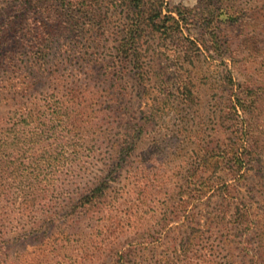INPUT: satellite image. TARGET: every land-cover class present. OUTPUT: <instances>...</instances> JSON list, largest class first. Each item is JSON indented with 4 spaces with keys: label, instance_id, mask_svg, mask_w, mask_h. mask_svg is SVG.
<instances>
[{
    "label": "rangeland",
    "instance_id": "rangeland-1",
    "mask_svg": "<svg viewBox=\"0 0 264 264\" xmlns=\"http://www.w3.org/2000/svg\"><path fill=\"white\" fill-rule=\"evenodd\" d=\"M30 1L33 10L21 14L0 3V136L21 105L42 104L49 90L47 76L29 68L20 25L80 19L105 24L93 32L102 47L89 52L99 63L78 73L62 70V86L125 90L117 104L99 107L98 122L84 133L109 129L131 143L115 168L107 142L70 136L68 150L77 152L69 164L73 179L55 189L61 194L50 214H33L37 233L7 236L0 264H256L254 252H264V0H144L149 18L140 20L138 55L121 65L122 73L118 61L105 70L122 27L131 23L132 14L115 0H89L95 15L79 13L82 0H54L67 7L61 19L49 16L53 0ZM21 84L35 86L16 98ZM25 137L22 147H1L7 172L47 156L38 151L46 145L42 137L34 150ZM113 173L102 196L80 201L92 195L77 197L98 176ZM238 213L244 224L236 228Z\"/></svg>",
    "mask_w": 264,
    "mask_h": 264
},
{
    "label": "trees",
    "instance_id": "trees-1",
    "mask_svg": "<svg viewBox=\"0 0 264 264\" xmlns=\"http://www.w3.org/2000/svg\"><path fill=\"white\" fill-rule=\"evenodd\" d=\"M117 6L123 7L132 14L130 24H125L122 27V37L118 41V45L114 48L115 58L113 61L106 63V71L115 69L116 61L119 64V73H122L123 67L129 59H135L138 55L137 40L141 37L140 20L149 18L145 11L144 0H115ZM53 11H49V16L58 17L64 13H60V9L65 7L64 2L57 3L53 0ZM89 0H82V8L79 11L86 15H95V8L88 3ZM2 8H14L19 14L25 11L33 10V5L30 0H0ZM13 4H17V7ZM116 6V7H117ZM79 7V6H78ZM115 7V8H116ZM77 10V6L72 7ZM78 11V10H77ZM150 14L155 18L159 17L154 9L149 8ZM176 13V12H175ZM180 12H177L179 15ZM152 27L157 28L156 22L152 19ZM105 26L101 22L99 24H85L78 20L64 21L59 20L57 23H40L33 25L29 23L27 26H22L21 31L27 32L23 36V42L26 43L25 48L31 55V69L39 72L38 75H46L49 80V90L44 96V102L34 101L29 106L21 105L20 110L14 112V120L10 121V126L6 128V135L0 136V149L2 146L16 147L25 144V134H30L32 142L28 144V149L34 150V146L40 143L39 137L45 142L42 150H38L47 156L33 158L34 160L29 168L11 172L6 170L9 168L0 164V245L9 242L7 236L12 238L17 235H31L40 230V223L36 224V219L33 214L48 212L54 204L58 206L60 192L55 191L60 187V182L66 179V182L72 180L76 168L70 163L75 161L77 152L68 150L69 137L80 138L81 136L93 139V142L100 140L107 142L110 150V159L115 168H120L126 161V156L130 150L129 138L124 135H117L112 130L106 129L98 132L96 136L85 134L84 126L95 124L100 117L99 107L104 102H112L117 104L119 95L124 94L123 89L112 85L104 94L90 91L88 87H73L68 88L62 86L63 79L60 75L62 70L70 72H79V69H86L99 63V58L89 53L92 50H98L102 47L103 40L97 36L94 31ZM155 26V27H154ZM24 27V28H22ZM9 30L13 32V27L9 26ZM87 28L88 37L83 36V29ZM117 43V42H116ZM13 65L16 60L11 61ZM13 67H16L13 65ZM65 73V72H64ZM141 73V72H140ZM139 74V72H138ZM140 75V74H139ZM141 83H145L144 77L140 78ZM35 84L19 85L15 90L16 98H21L30 93L34 89ZM15 89V87H13ZM42 127V128H39ZM113 129L115 127L113 126ZM4 137V138H3ZM5 139V140H4ZM41 159V160H40ZM40 160L39 162H36ZM115 166V165H114ZM23 167L22 164L17 166ZM113 167V166H112ZM26 169L29 171L26 173ZM117 171V170H115ZM116 178V174L105 176L101 174L97 177V181L85 194H92L90 197H82L83 203L93 202L97 198L98 192L102 196L107 190L108 185ZM25 183L28 189L25 191L21 186ZM16 185V188L15 186ZM14 190V192L12 191ZM76 194V193H75ZM77 198V199H78ZM75 199V197H74ZM85 199V200H83ZM93 204V203H92ZM28 218V224L24 225L22 218ZM244 215L238 213L235 219L236 228L242 226ZM44 221L48 224L53 219L51 216L44 217ZM240 218V220H239ZM246 221V220H245ZM13 235V236H11ZM249 249H244L243 254L246 256ZM254 254L257 257L256 264H264V252L262 249H257ZM253 254V255H254ZM230 264V263H229ZM233 264V262H231Z\"/></svg>",
    "mask_w": 264,
    "mask_h": 264
}]
</instances>
